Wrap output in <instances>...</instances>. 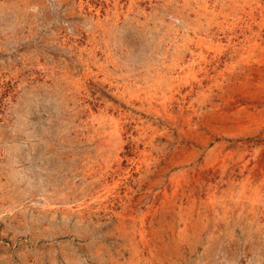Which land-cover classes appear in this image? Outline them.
I'll return each instance as SVG.
<instances>
[{"label": "rangeland", "instance_id": "1", "mask_svg": "<svg viewBox=\"0 0 264 264\" xmlns=\"http://www.w3.org/2000/svg\"><path fill=\"white\" fill-rule=\"evenodd\" d=\"M0 264H264V0H0Z\"/></svg>", "mask_w": 264, "mask_h": 264}, {"label": "bare ground", "instance_id": "2", "mask_svg": "<svg viewBox=\"0 0 264 264\" xmlns=\"http://www.w3.org/2000/svg\"><path fill=\"white\" fill-rule=\"evenodd\" d=\"M259 7V6H258ZM246 40V39H245ZM239 41V40H238ZM243 41V40H242ZM242 43V42H241ZM198 44H200V43H198ZM208 47V46H207ZM186 97V96H185ZM146 99V98H145ZM180 186V185H179ZM189 190V189H188ZM188 192V191H187ZM190 192V191H189ZM187 195V194H186ZM185 198H186V196H185ZM194 201V200H193ZM190 204V203H189ZM191 215V214H190ZM187 217V216H186Z\"/></svg>", "mask_w": 264, "mask_h": 264}]
</instances>
